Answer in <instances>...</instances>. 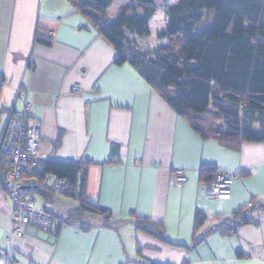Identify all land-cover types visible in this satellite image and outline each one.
<instances>
[{"label": "crops", "instance_id": "1", "mask_svg": "<svg viewBox=\"0 0 264 264\" xmlns=\"http://www.w3.org/2000/svg\"><path fill=\"white\" fill-rule=\"evenodd\" d=\"M115 1L107 20L125 0ZM114 58L111 45L68 0H0V113L6 115L0 136L9 115L24 111L16 98L22 90L39 124L40 154L84 162L85 199L117 223L105 227L100 216L85 213L81 221L60 223L55 236L26 228L24 237L11 239L12 263L264 264V213L232 234L211 231L191 244L196 211L206 215L199 229L205 232L244 205L264 203V143L229 150L202 140L132 67L116 66ZM203 164L238 173L229 199L207 188L212 178L201 174ZM174 169L185 171L180 186L170 181ZM56 196L64 197L51 195L40 207L58 225L72 209ZM132 215L162 223L169 243L189 248L137 231ZM82 221L90 226L83 229ZM7 234L0 207V264Z\"/></svg>", "mask_w": 264, "mask_h": 264}, {"label": "trees", "instance_id": "2", "mask_svg": "<svg viewBox=\"0 0 264 264\" xmlns=\"http://www.w3.org/2000/svg\"><path fill=\"white\" fill-rule=\"evenodd\" d=\"M68 1L114 49L113 64L132 67L202 140H213L229 150H238L243 142L264 143V0H178L166 9L165 27L157 34L166 43L156 50L141 48L136 40L150 35L158 0H128L112 20H107L106 11L113 0ZM0 161L6 167L4 155ZM40 166L39 180L51 173L65 179V190L61 194L38 190L36 194L43 198L63 195L78 207L56 225L57 217L42 206L53 216L55 229L48 234L57 235L60 223L81 221L85 213L100 216L105 227L117 224L110 211L85 199L84 162L46 160ZM199 170L209 179L216 172L208 164ZM260 213H264V203L244 205L200 232L206 215L198 210L191 244L196 246L211 231L232 234L243 225L255 224ZM131 222L137 231L168 242L162 223L135 215ZM83 223V229L90 226Z\"/></svg>", "mask_w": 264, "mask_h": 264}, {"label": "built area", "instance_id": "3", "mask_svg": "<svg viewBox=\"0 0 264 264\" xmlns=\"http://www.w3.org/2000/svg\"><path fill=\"white\" fill-rule=\"evenodd\" d=\"M2 83L0 74V86ZM16 98L24 104V111L9 116L0 136V156L4 155L7 159L6 167L0 161V195L8 222L4 264H13L11 239L24 237L26 228L47 233L55 229L51 213L37 205L36 191L61 194L65 190V179L51 173L44 174L41 180L37 177L41 173V162L47 160L40 154L39 124L32 118V106L25 102L22 90L17 92ZM2 176L5 177L3 182ZM238 177L237 172L217 170L207 188L215 193L217 199H229ZM170 181L174 185H182L186 181L184 170L174 169Z\"/></svg>", "mask_w": 264, "mask_h": 264}, {"label": "rangeland", "instance_id": "4", "mask_svg": "<svg viewBox=\"0 0 264 264\" xmlns=\"http://www.w3.org/2000/svg\"><path fill=\"white\" fill-rule=\"evenodd\" d=\"M120 0H116L114 3V5L116 6L117 2ZM128 0H125L124 3H119L118 6L119 8L121 6H123ZM178 0H158L159 6L158 9L155 13V15L153 16V20L150 23V35L148 37L145 38H141V39H137V43L141 48L144 49H152V50H156L157 48L160 47V45L166 43V41H161L157 39V34L164 29L165 27V22H166V9L171 6L174 5ZM140 79V78H139ZM6 119V115H5V111H3L2 113H0V130L3 127L4 121ZM59 198V200L64 203V207H68L71 208L72 210L78 208L77 207V203L72 199V198H68V197H62V196H56ZM36 202L38 206L43 205L44 203V198L37 195L36 196ZM67 202V203H66ZM0 207L2 208V210L5 212V205H4V201H2L1 199V195H0ZM43 207H46L43 206ZM61 207V205H60ZM63 207V208H64ZM233 212V211H232ZM232 212H230L226 217H230ZM6 215V213H5ZM225 217V218H226ZM58 220V219H55Z\"/></svg>", "mask_w": 264, "mask_h": 264}]
</instances>
